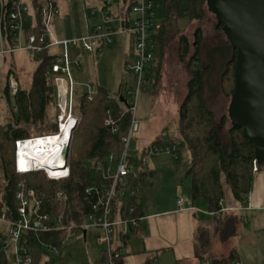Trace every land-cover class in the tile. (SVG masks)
Wrapping results in <instances>:
<instances>
[{"label":"trees","instance_id":"1","mask_svg":"<svg viewBox=\"0 0 264 264\" xmlns=\"http://www.w3.org/2000/svg\"><path fill=\"white\" fill-rule=\"evenodd\" d=\"M42 3L45 2L33 0L37 20V27L33 31L39 36L45 32L39 12ZM207 10V0H164L163 19L155 32L154 63L158 56L163 57L162 50L176 37L180 57L183 60L190 57L188 91L179 109V136L191 152L187 175L191 180L192 201L205 199L208 211L213 213L209 214L195 230V257L201 263L210 261L211 264H235L238 261L235 248L222 256L213 255V248L215 243H227L237 236L244 223L245 217L242 214L223 209L225 185L229 186L237 201L241 204L247 203L257 173L253 170L255 148L244 136L243 128L234 127L227 114L217 118L215 111L205 100V76L211 70V65L205 63L202 57L205 40L203 29L197 28L196 47L192 51L189 37L183 32L186 28H181L178 24V20L183 17L188 18L190 22L201 20ZM216 27L224 33L217 18ZM226 42L230 49L223 61L220 86L221 90L227 86L225 94L230 98L235 90L237 49L232 47L228 39ZM36 55L38 64L33 71L30 86L28 88L19 86L13 96L9 84L5 88L12 116L6 122L0 121V216L5 214L9 220L16 219L19 205L18 190L33 188L42 198L43 208L50 213L54 223L62 211L63 203L57 197L58 191L61 190L68 196L65 221L74 223L75 230H78L91 207L92 198L86 193V189L91 186L105 188L110 184L109 177L105 175H112L122 156L131 115L126 111V104L120 100L121 88L116 93H111L100 86L92 99H89L88 91L81 96H77L75 92L74 113L79 116L80 121L73 131L71 140L68 158L70 176L53 180L43 171L18 173L15 167L16 140L58 132L60 108L52 65L59 60V55L51 54L48 44ZM156 71V66L153 65L154 77ZM124 85L126 84L123 83L122 86ZM109 116L117 120V130L113 129V125L105 123ZM34 127L36 132L32 133ZM145 156L146 153H143L141 166ZM261 168L264 167L259 165V170ZM129 204L135 206V216L140 221L143 216L141 204L135 201H130ZM123 207L125 205L119 209L115 207L114 214L121 212ZM27 236L31 259L36 264L44 259L42 253L44 245L58 251L59 254L60 247L67 240L65 230L39 231ZM127 236L128 233L125 237ZM3 251L0 264H10L5 250ZM108 258L109 255L104 250L103 258L93 264H104ZM112 259L115 264H123L122 253L112 256ZM44 263L49 264L48 261ZM57 264H66L64 258H59Z\"/></svg>","mask_w":264,"mask_h":264},{"label":"rangeland","instance_id":"2","mask_svg":"<svg viewBox=\"0 0 264 264\" xmlns=\"http://www.w3.org/2000/svg\"><path fill=\"white\" fill-rule=\"evenodd\" d=\"M154 22L160 24L163 19V3L164 0H153ZM178 24L181 28H186L183 32L189 37L192 45V51L195 50V32L198 27L203 29L204 45H203V59L204 62L211 65V70L205 76L204 97L209 107L216 113L217 118L223 114L228 115V107L230 99L220 86V74L223 68V61L225 55L229 51V46L226 35L217 30L216 16L207 10L206 15L201 20H190L186 17L180 18ZM117 34V33H116ZM88 34L70 37L67 39H81ZM65 39V38H63ZM99 45L103 44V40L94 38ZM134 40V41H133ZM127 44L126 51L121 47L120 43H113L109 46L105 45L98 55L91 54L83 55L79 47L70 49V58L72 61V71L75 76V81L78 83L76 94L81 96L88 90L91 83L102 85L111 93H116L122 85L123 80L128 81L129 86H135L136 78L130 71L125 69V57L134 60L137 55L136 41L133 37ZM56 47L50 48V53H58ZM22 52V53H21ZM81 54V55H80ZM80 55V56H79ZM163 57L158 56L153 65L156 66V76L154 72L149 75L148 83L142 88L140 98L138 101L137 117L142 122L143 133H147L148 139L152 138L160 141L157 144L176 143L179 147V158H175L169 153L149 154L144 159L141 166V155H143L144 148L134 150L135 145H142L144 142L148 145L154 142L143 138L141 134L135 136L132 140V149L130 154L134 158V172L139 173L140 169L149 173L148 182L146 184H139L137 190L142 196L146 208V216L142 221V228L144 237L130 227L129 232L131 240L120 241L117 236L119 228L114 237V244L125 249L132 241L134 247L141 249L147 248V254L140 258H134L130 264H177L176 260L183 255H188L195 262V251L193 246V224L200 226L202 221L208 218V215L203 211H208L205 199H198L194 201L200 211H188L189 214L184 215H170L167 212L170 209L177 208V200L181 197L185 199V206L190 207L193 203L191 197V182L187 171L191 162V152L186 143L180 139L179 133V109L180 105L188 91V81L190 74L188 70L189 56L183 60L178 51V37L168 42L162 50ZM15 61L17 64V72L22 84L27 85L31 82L34 68L38 64V58L34 51L16 50ZM89 56V57H88ZM79 62V66L75 62ZM74 67H79L77 71ZM82 79V82H78ZM81 83V84H80ZM13 96V95H12ZM36 132V128H32V133ZM42 133V132H39ZM141 137V138H139ZM141 139V140H140ZM140 142V144H139ZM71 147V145H70ZM141 170V171H142ZM264 170V168H262ZM225 189H230L225 185ZM135 185L130 186V189ZM129 192L124 198V202L129 200ZM162 212L159 214L162 217L150 216L155 212ZM198 216L193 218L194 215ZM185 222V223H184ZM190 222V223H189ZM186 224V233L188 236L184 237L183 230ZM136 227V226H135ZM8 226L5 222L0 221V231L5 232ZM122 229V227H121ZM102 233L100 227L90 228L88 231V238L85 240L83 230H75L70 238L60 247L59 254L54 249L47 245L43 246V258L38 264H57L59 258H64L66 264H93L102 259L105 245L99 244L96 241V236ZM191 233V234H190ZM189 235L191 239L189 240ZM188 237V238H187ZM140 239V243H139ZM146 241V243H144ZM128 242V243H127ZM233 239L227 243L217 242L215 249L219 247L222 253L226 254L233 248ZM7 258L10 264H17L15 260L14 251L10 249ZM178 255H181L178 257ZM178 258H177V257ZM184 259H180V264H183ZM186 262V261H185ZM36 264V263H31Z\"/></svg>","mask_w":264,"mask_h":264},{"label":"built area","instance_id":"3","mask_svg":"<svg viewBox=\"0 0 264 264\" xmlns=\"http://www.w3.org/2000/svg\"><path fill=\"white\" fill-rule=\"evenodd\" d=\"M102 1L108 5L112 2V0ZM152 2L153 0H135L130 7L132 19L128 27L136 35L137 55L134 62L127 64L126 68L136 78V83L135 86L124 85L120 89L121 95L127 99L128 105H126V111L131 115L128 134L124 138V151L112 175H105L109 177L110 184L105 188L91 186L86 189V193L92 198L91 207L85 221L79 225V229L86 230V232L90 228H101L102 233L96 236V241L99 244L105 245V251L109 255L108 260L104 264H115L112 256L119 255L120 253V247L114 244L117 228L121 229L122 227L121 231L125 236L129 232L130 227H135L139 223L135 216V206L128 202L123 204L125 207H123L124 209L121 212H117L115 215L114 211L119 200L125 198L128 192L130 200H135L140 196V192L136 187L132 189L129 187V178L134 167V158L130 152L133 138L141 134L142 123L136 115L138 101L141 90L148 83V77L152 72L156 49L155 32L160 26V24L158 25L154 22L155 15ZM39 12L41 15V25L45 30L41 36L33 31L37 27V20L35 14L31 11L28 0H0V52L2 54H13L16 50H29L39 54L47 44L50 48L53 46H60L62 48L59 60L52 65L54 82L57 88L58 106L60 108L58 132L16 140L15 167L18 173L43 171L48 178L61 180L70 176L71 169L68 159L65 158V149L68 145H71L73 131L80 121L79 116L74 113L76 81L72 72L70 49L81 47L84 50L93 51L96 46H101L94 38H100L104 43L109 44L113 42L117 30L112 21L106 18L104 24L97 25L94 31L90 32L86 37H82L81 39H54L50 24L54 14L57 12V7L49 0L40 5ZM9 79L10 93L14 95L19 85L13 72H11ZM97 91V87L89 86V99H92ZM71 120H74V123L70 128L69 134L66 135ZM105 123L113 125V129L117 130V120L113 116L107 117ZM59 136H65L68 139L59 142L55 146V151H53L48 146V139L58 138ZM55 144L56 142L51 145ZM27 148L35 155L44 154L46 158H51L53 162L45 163L37 158L27 156L24 153V150ZM144 149L143 153H146V155L164 152L173 155L175 158H179V147L176 143H151L146 145ZM253 170L255 172L259 171V163L256 159L253 164ZM57 197L63 203V206L54 223L50 213L47 209L43 208L42 198L33 188H21L18 190L17 199L19 205L16 219L9 220L5 214L0 216V220L8 223L6 237L13 244L17 264L32 263L27 236L30 233L65 230L68 239L75 231L76 225L65 221L67 194L60 190L57 193ZM178 204L180 209H183L185 207V199L181 197L178 200ZM223 209L228 210L227 208ZM206 212L213 214L210 211ZM124 240L127 241V238ZM0 244H6L5 238L1 235ZM3 250H5V247H1L0 252H3ZM201 264L209 263L203 261ZM235 264H241V262L236 261Z\"/></svg>","mask_w":264,"mask_h":264},{"label":"crops","instance_id":"4","mask_svg":"<svg viewBox=\"0 0 264 264\" xmlns=\"http://www.w3.org/2000/svg\"><path fill=\"white\" fill-rule=\"evenodd\" d=\"M41 1L47 2L49 0H41ZM50 1H52V3L57 7V12L56 14H54L51 20V24H50L52 37L54 39H63V38L77 37V36H82L85 34H90V32L94 31L97 25L104 24L106 18L112 21L115 29L117 30V34H115V38L113 42L109 44L103 42L101 46L99 47L96 46V48H94L93 51H87V50L82 49L81 47L77 48L83 52V55L91 54L94 58V56L98 55L105 45L109 46L117 42L120 43L121 47H123L124 50L126 51L127 44L130 42L131 39L133 40V37L136 41L135 33L132 32L127 26L128 20L130 22L132 19L130 7L135 0H112L111 4L109 5L106 4L102 0H50ZM28 3L31 6L32 13L35 14V10L33 8V0H28ZM53 47H56L55 49H58V53H54V54L59 55L62 51V48L60 46H53ZM21 51H24V50H21ZM14 55H15V52L13 54H7V53L2 54L0 52V121L1 122L8 121L10 117L12 116L11 105L8 103L7 98L5 96V88L7 84H9V81H10L9 76L11 72H13V74L15 75V78L20 87L28 88L31 84V82H29L27 85H24L21 83L19 76H18L17 64L15 61ZM124 60H125V63H124L125 69L127 70L126 68L127 64L133 63L135 59L132 61L128 59V57L126 56ZM77 62L78 61L75 62V65H77ZM78 66H79V62H78ZM79 67H74L73 70L76 69L75 70L76 72L77 69H79ZM81 80L82 79H78L77 81L82 82ZM123 83H125L126 85H129L128 81L126 80H123L122 84ZM77 86H78V83H76L75 91L77 89ZM89 86H95L98 88L102 85L91 83ZM143 128L144 126H142V129H141V136L142 137L144 136L143 138H147L146 136L148 134L143 133ZM148 141L154 142L155 140L152 137L148 139ZM145 144H147V142L146 143L144 142L142 145H135L134 148L135 150L139 149V147L145 148L146 146ZM141 170L142 169H140L139 173L134 172L133 170L130 176L131 179L129 180L130 182L129 187L132 185H135V187L138 188L140 183L146 184L148 182L149 173L144 170L142 171ZM130 201H135L141 204L143 216L140 219L138 226L131 227V228H132V231L135 230L140 234L138 237L140 236L144 237V231H143L141 223L143 220H145L144 218L148 216V215H145V212H144L146 208V204L142 196L141 197L139 196L135 200L134 199L130 200V197H129V200L127 202L129 203ZM127 202H124V198H122L119 200L116 207H118L119 209L124 203H127ZM176 203H177L178 211L172 208L168 211H163V212H167L170 215H181L183 217L184 215L189 214L188 211H191V210L200 211V209L196 206L195 202H193L190 207L185 206L183 209H180L178 200ZM206 205H207V201H206ZM223 208H227L228 210H234L236 212H239L245 217L244 223L241 226V230L239 234L231 238L234 241L233 248H235L238 253L237 260L240 261L241 264H264V170H262L261 168L256 173L253 190L249 196V200L247 201V203L241 204L235 198L232 190L228 189V190H225ZM203 212L209 215L206 211H203ZM159 214H162V212L157 211L149 215V217L150 216H155L154 218L162 217ZM195 217H197L196 214L194 215L193 218ZM2 222H5V221H2ZM6 224L8 226V223ZM184 226L185 228L183 230V234H184V237H186L188 236V232L186 233V224H184ZM197 227L194 226L193 224V240H192L193 246H194V234H195V230ZM7 230L8 229H6V231ZM88 231L86 232V234H84L85 240L88 238ZM0 235H3V237L5 238V243H6V244H0V249L1 247H5L6 255L9 253V251H11L10 249H12V252H13L14 251L13 244L10 241H8L5 232L0 231ZM130 235H131L130 232H128L127 241L131 240ZM117 236L119 237L120 241H124V239L126 238L120 228L118 230ZM188 239L189 240L191 239L190 235ZM139 243H140V239H139ZM144 243H146V241H144ZM128 244L129 245H127L125 249H121L119 251L120 253H122L123 264H130L132 260H134V258H140V260H144L142 259V257L145 256V253L147 254L148 252L147 248L141 249L139 247V249L136 250L138 246L134 247L132 245V241H129ZM218 248L219 247H217V249H215V247L213 248V255L215 256L226 255L231 250L230 249L226 254H224ZM143 252L145 253L142 254ZM3 255H4V251L0 252V256H3ZM103 255H104V251L102 254V258H103ZM13 256H14V253H13ZM179 256L181 255H178V257ZM183 256H186V257L180 258V259H184L182 260L183 264H201L200 260L197 259L196 257H195V262H194V260L191 257H187L188 255H183ZM180 259H177L176 262H178ZM207 262L211 264L210 261H207Z\"/></svg>","mask_w":264,"mask_h":264},{"label":"water","instance_id":"5","mask_svg":"<svg viewBox=\"0 0 264 264\" xmlns=\"http://www.w3.org/2000/svg\"><path fill=\"white\" fill-rule=\"evenodd\" d=\"M207 7L237 49L229 118L234 127L243 128L255 148V159L264 167V0H207ZM120 100L128 105L124 96ZM69 153L70 145L66 159Z\"/></svg>","mask_w":264,"mask_h":264},{"label":"bare ground","instance_id":"6","mask_svg":"<svg viewBox=\"0 0 264 264\" xmlns=\"http://www.w3.org/2000/svg\"><path fill=\"white\" fill-rule=\"evenodd\" d=\"M29 51V50H28ZM57 89V88H56ZM74 123V120H71L70 121V124L68 125L69 129L68 131L66 132V135L69 134L70 132V128L72 127V124ZM65 139H68V138H65V136H59L58 138H49V144L48 146L51 147L50 149H52L53 151H55V146L58 145L59 142L61 141H65ZM55 145H51L53 143H55ZM24 153L27 154V156H31L33 158H37L38 160L40 161H43V162H47V163H51L53 162V160L51 158H46L44 154H38V155H35L34 153H32V151H30L28 148L26 150H24Z\"/></svg>","mask_w":264,"mask_h":264}]
</instances>
